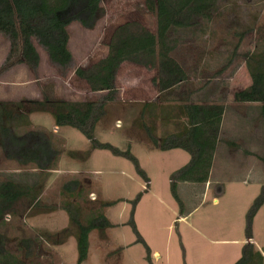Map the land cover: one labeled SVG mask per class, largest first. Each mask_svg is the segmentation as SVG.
I'll use <instances>...</instances> for the list:
<instances>
[{
    "label": "rangeland",
    "instance_id": "1",
    "mask_svg": "<svg viewBox=\"0 0 264 264\" xmlns=\"http://www.w3.org/2000/svg\"><path fill=\"white\" fill-rule=\"evenodd\" d=\"M102 6L105 16L94 30L78 23L68 27L73 62L67 69L54 65L33 40L41 57L36 73L31 70L38 83L32 85L30 96L23 93L22 100H103L108 93L91 92L75 76V70L106 57L112 35L120 25L136 22L157 33V17L145 9L144 0H103ZM178 38L181 43L172 56L189 74V82L179 91L190 92V103L225 106L221 143L209 182L180 183L184 208L175 201L170 177L191 157L180 149L160 151L150 143L145 128L154 129L158 138L176 133L178 120L169 119L180 115L176 108L179 104L175 103L180 95L173 94L165 101L163 94L160 100L155 84L158 70L126 63L118 72L114 100L107 102L95 136L123 151L130 147L150 183L147 185L136 173L131 161L109 151L93 150L79 130L56 127L50 114L33 113L30 125L17 128V132L22 135L42 130L52 136L62 154L57 172L51 173L44 187L40 206L28 210L19 204L18 213L7 216L0 226L12 253L25 260L20 242L29 239L32 256L25 260L28 264H77L76 227L62 209L68 201L79 204L83 222L100 211L113 226L90 234L88 259L83 264H235L241 258L248 243V215L264 189V164L259 159L264 158V146L257 144L261 137L253 136L256 131L264 138V122L259 104L236 103L234 94L252 84L246 57L264 50V0H231L220 7L212 22L180 32ZM143 88L149 91L143 93ZM70 151L79 154L71 158ZM30 171V166L8 159L0 147V182ZM75 179L83 191L73 197L64 193L63 187ZM140 194L132 217V202ZM117 200L123 202L101 209L103 203ZM132 219L135 225L130 224ZM251 228L253 239L264 249V205ZM66 229L70 235L65 238L62 231ZM57 240L64 242L53 244Z\"/></svg>",
    "mask_w": 264,
    "mask_h": 264
},
{
    "label": "trees",
    "instance_id": "2",
    "mask_svg": "<svg viewBox=\"0 0 264 264\" xmlns=\"http://www.w3.org/2000/svg\"><path fill=\"white\" fill-rule=\"evenodd\" d=\"M231 0H144L145 9L157 17V33H153L139 23L127 22L114 31L109 43V53L98 62L79 67L75 76L84 81L91 92H107L101 102H71L66 100H21L0 102V147L7 158L22 166H30V172L8 176L0 182V226L7 216L18 213L19 204L31 210L40 206L44 187L53 171L58 170L62 152L52 136L42 131H28L22 135L17 132L21 126H29V116L33 113L50 114L56 127H71L79 130L89 141L93 150L109 151L115 157L131 161L136 173L148 185L150 179L141 168L139 160L129 147L123 151L110 143L100 142L96 127L106 113V104L114 100L116 80L121 66L130 63L148 70L157 69L160 100L165 101L178 93L182 96L179 106L180 122L176 133L158 138L151 127L145 128L150 143L162 152L180 149L188 153L190 162L171 175V193L183 209L179 195V184H207L213 167L214 156L220 140L221 126L225 116V106L217 104H195L185 101L186 94L179 91L181 85L189 82V74L172 53L180 46L179 33L190 31L200 23H210L220 7ZM103 0H0V34L10 42V52L0 73L17 65H26L36 73L40 66V53L34 39L46 51L50 61L61 69H67L73 62L70 50L68 27L73 23L84 29L94 30L105 16ZM252 84L234 94V101L241 104H259L260 116L264 122V50L246 57ZM185 101V102H184ZM147 105L146 107H149ZM79 152H69L76 158ZM88 156V155H87ZM264 164V158L259 157ZM83 187L75 179L66 183L63 192L69 196L79 195ZM140 194L133 203L132 217L140 201ZM122 200L105 202L101 209L109 208ZM264 205V189L255 201L248 215L247 241L253 239L252 220ZM56 210V208H49ZM62 209L67 213L70 224L76 227L77 264L88 259L90 234L95 230L105 231L112 224L100 211L93 213L86 222L82 221L79 204L65 202ZM185 218V211L181 212ZM130 224L135 225L132 219ZM68 237V229L62 231ZM141 241V240H140ZM64 241L57 240L55 245ZM32 240L23 239L20 248L25 250L24 259L32 256ZM8 237L0 232V264H28L19 255L9 250ZM148 260L151 251L147 248ZM235 264H264V256L252 243L244 245L241 258Z\"/></svg>",
    "mask_w": 264,
    "mask_h": 264
},
{
    "label": "crops",
    "instance_id": "3",
    "mask_svg": "<svg viewBox=\"0 0 264 264\" xmlns=\"http://www.w3.org/2000/svg\"><path fill=\"white\" fill-rule=\"evenodd\" d=\"M0 39H1L0 40V70H1V68L4 66L6 59L9 55L11 45H10L9 40L1 34H0ZM69 46H70V43H69ZM37 83H38V80H37L36 74L35 73L32 74L31 69L26 65H17L5 72L0 73V96H3V97H0V102L20 101L22 100L23 93H25L26 95L28 94V96H30L31 95L30 92H32V85H36ZM142 90H143V93H147L149 91V90L147 91L146 88H143ZM185 93L186 94L184 95L183 98L185 99V101L186 100L188 101L191 94L190 92H185ZM156 96L159 97V95H156ZM28 98H31V97H27V99ZM180 99H182V96H180V98L177 99V102H175L179 104V106L181 105ZM174 101H176V99ZM139 102L144 103L143 101H138V103ZM179 106L176 108L179 109ZM171 119L177 121L178 117L175 115H172V117L169 120ZM183 121H184L183 118L179 119L177 121V125L179 126L180 122H183ZM253 133H254L253 136H255L256 138L261 137V139L258 138L259 142L257 144H262L264 146V144L262 143V141H264V138H262V136L260 135H256V131H253ZM231 145H234V144H231ZM234 147H237V146H234ZM13 173H18V172L17 170H13ZM216 200L215 202L217 203ZM181 219L183 220L184 218H181ZM248 243L254 244L264 256V249H262L260 246L257 245V242L255 241V239L250 240Z\"/></svg>",
    "mask_w": 264,
    "mask_h": 264
}]
</instances>
